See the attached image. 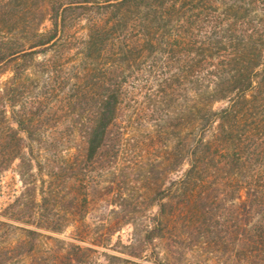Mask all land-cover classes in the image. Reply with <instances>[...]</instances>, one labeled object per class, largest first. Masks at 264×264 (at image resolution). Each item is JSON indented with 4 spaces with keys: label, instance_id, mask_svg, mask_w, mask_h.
I'll list each match as a JSON object with an SVG mask.
<instances>
[{
    "label": "trees",
    "instance_id": "16d2710c",
    "mask_svg": "<svg viewBox=\"0 0 264 264\" xmlns=\"http://www.w3.org/2000/svg\"><path fill=\"white\" fill-rule=\"evenodd\" d=\"M89 1L0 0L11 69L0 96L14 122L0 127V174L17 160L22 182L1 214L0 264L96 263L95 248L53 234L84 217L96 171L114 175L101 186H117L126 215L143 196L157 203L142 244L161 238L182 263L202 248L217 264H264V0ZM92 8L76 78L44 100L40 66L49 77L66 28ZM128 97L152 106L153 151L138 165Z\"/></svg>",
    "mask_w": 264,
    "mask_h": 264
},
{
    "label": "rangeland",
    "instance_id": "374dc122",
    "mask_svg": "<svg viewBox=\"0 0 264 264\" xmlns=\"http://www.w3.org/2000/svg\"><path fill=\"white\" fill-rule=\"evenodd\" d=\"M101 1L94 0L89 1V3L95 5ZM88 12L66 28L62 38L64 45L60 55L52 57L54 63H58V65L56 64L54 67V63L49 61L50 68H53L48 73L49 77L42 70L46 69V65L44 67L40 66L42 69L35 92L42 90L40 96L44 97V100H47L50 96L46 97L43 90L55 85L57 87L58 83H64L63 92L66 94L69 84L67 79H70V76L73 75L72 78H76V69L83 64L81 61L82 52L80 51L81 40L87 32L91 19L96 18L98 14L93 8ZM49 24L50 21L45 19L41 27L46 28ZM39 58L42 59L40 56ZM8 66V64L0 66V86L4 79L11 74V69ZM138 98L141 99L142 96L139 95ZM143 99L147 100L144 97ZM127 102L129 105L125 107L123 113L127 136V159L131 160L133 165H138L143 155L149 156L153 151L152 141L146 136V130H149L153 124V119L149 116L152 114V106L140 107V104L135 103L129 97ZM220 104L221 102L215 103L216 106ZM4 109L6 112L1 113ZM8 121H11L10 107L5 104V100L0 96V127ZM11 122L14 124L13 121ZM51 158L55 157L52 155ZM112 168H115V166ZM176 173H171L169 176H175ZM92 175V187L89 189V200L84 217L80 221L70 224L62 232H53V234L95 248L92 258L96 263L93 264H172L174 262H177V264H217V261L213 258V253L203 251L202 248L195 250L194 253H188L185 263H182V261L176 260L177 258L166 255L164 241L161 238H155L151 242L147 241L142 244L143 227L149 223V217L156 212L157 203H152L149 197L143 196L141 197L142 201L136 204L137 209L126 215L124 204L118 202L117 186L113 183L110 192H107L106 188L101 186L106 184L107 180L110 183L114 175L111 172L108 173L107 180L98 175L97 171L93 172ZM129 179L130 176L128 182L135 194L141 193L148 196L150 190L145 187L141 179L137 181L135 179L129 181ZM21 188L22 182L18 174L17 160H15L0 174V218H3L1 214L6 209L5 206L13 200ZM131 189L129 187L128 190ZM82 235H84L83 240L79 239ZM9 236L14 237L15 234ZM29 261V258H24L22 261L10 264H29Z\"/></svg>",
    "mask_w": 264,
    "mask_h": 264
}]
</instances>
